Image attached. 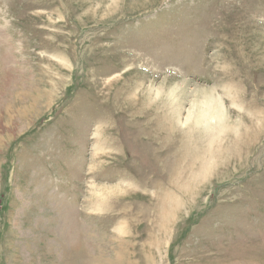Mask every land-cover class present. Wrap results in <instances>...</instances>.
I'll use <instances>...</instances> for the list:
<instances>
[{"label":"rangeland","instance_id":"374dc122","mask_svg":"<svg viewBox=\"0 0 264 264\" xmlns=\"http://www.w3.org/2000/svg\"><path fill=\"white\" fill-rule=\"evenodd\" d=\"M95 257L264 264V0H0V264Z\"/></svg>","mask_w":264,"mask_h":264},{"label":"bare ground","instance_id":"6f19581e","mask_svg":"<svg viewBox=\"0 0 264 264\" xmlns=\"http://www.w3.org/2000/svg\"><path fill=\"white\" fill-rule=\"evenodd\" d=\"M94 263V264H96L97 262H98V264H102V260L101 259H99V258H96L95 257V259L94 260H89V263ZM111 263V262H110ZM116 262L115 261H112V264H115Z\"/></svg>","mask_w":264,"mask_h":264}]
</instances>
